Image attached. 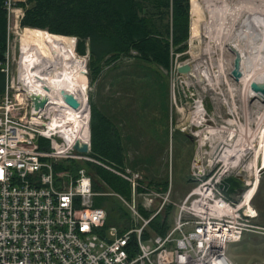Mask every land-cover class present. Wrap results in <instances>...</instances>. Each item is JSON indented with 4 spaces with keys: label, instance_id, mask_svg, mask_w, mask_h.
<instances>
[{
    "label": "built area",
    "instance_id": "obj_1",
    "mask_svg": "<svg viewBox=\"0 0 264 264\" xmlns=\"http://www.w3.org/2000/svg\"><path fill=\"white\" fill-rule=\"evenodd\" d=\"M14 3L6 0L4 7L8 20L13 13L19 24L22 10ZM74 51L78 55L75 45ZM179 59L176 54L166 70L174 81L189 75L178 74V67L188 64L193 69L191 62ZM25 61L21 46L18 54L12 50L7 33L0 61L4 75L0 94V264H234L228 255L229 244L240 241L244 233L264 232L254 222L258 214L251 206L257 190L254 180L264 166L251 167L249 177L243 129L228 130L233 124L231 114L217 125L199 97L193 100L188 121L180 128L195 138L192 188L173 204L170 188L160 192L139 183L137 173L118 174L131 184L134 198L143 196L145 209L153 199L159 200L144 218L134 198L129 203L116 195L140 224L121 234L116 227L101 234L106 211L93 205L97 193L90 176L81 167L75 176L56 170L60 160L92 159L76 152L75 140L67 139L61 130L67 105L63 96L55 101L48 94L41 95L46 98L44 107L34 108L28 87L32 67L26 68ZM202 132L204 138L197 139ZM234 135L237 138L232 143ZM208 161L212 164L207 168ZM230 175L244 179L240 194L230 196L220 188V182ZM137 187L143 192L136 193ZM167 205L175 207L173 223L165 234L145 238L143 231L149 221Z\"/></svg>",
    "mask_w": 264,
    "mask_h": 264
},
{
    "label": "trees",
    "instance_id": "obj_2",
    "mask_svg": "<svg viewBox=\"0 0 264 264\" xmlns=\"http://www.w3.org/2000/svg\"><path fill=\"white\" fill-rule=\"evenodd\" d=\"M5 1L0 0V61L4 58L7 38ZM14 7L22 10L19 26L23 30L48 33L40 35L38 40L64 49L66 45L72 51V38H76V52L88 57L90 85L107 66L119 68L127 61L131 62L129 65L148 64L167 70L176 54L181 58L187 51L189 27L190 37L199 34L202 14L196 0H23L15 2ZM33 53L38 54L39 50ZM3 88L4 75L0 72V94ZM89 111L90 152L85 155L103 166L92 161L79 166L90 174L92 190L97 193L93 205L106 211L100 233L116 227L121 234L140 224L116 196L130 202L131 184L106 168L122 172L124 148L119 137L109 132L106 118L97 114L91 101ZM146 187L150 188L151 184ZM167 188L165 182L157 190L165 192ZM135 191L140 193L143 189L137 187ZM136 207L144 218L152 213L140 203ZM171 209V205L165 206L163 217L157 214L149 221L143 231L145 238L165 234L171 225ZM134 239L132 235V242Z\"/></svg>",
    "mask_w": 264,
    "mask_h": 264
},
{
    "label": "rangeland",
    "instance_id": "obj_3",
    "mask_svg": "<svg viewBox=\"0 0 264 264\" xmlns=\"http://www.w3.org/2000/svg\"><path fill=\"white\" fill-rule=\"evenodd\" d=\"M12 1L17 2L20 0ZM196 1L202 7L199 34L197 36H191L190 39H188V49L183 57L179 59L180 61L191 62L195 70L192 71V74L179 78L177 81H174L173 78L170 77L168 71H162L164 74L161 72L163 75H166L169 82V103L172 107V123L179 129L186 125L193 100L199 97L203 98L205 108L211 116H214L217 125H220L221 121L227 119L228 114H231L233 116V124L228 126V130L232 128L237 129V126L243 129V140L246 142V149L249 151L247 163L250 169L255 166L253 165L254 148L260 145V141L257 138L259 137L258 133L261 128L264 127V101L259 105L256 100L247 97V90L249 91V89H251V82L246 84L244 82L237 83L231 76L232 65L230 63L236 58V55L230 50L231 47L229 45L230 43L235 45L240 51L242 48H245L244 45L247 43H245V41H242V43L239 37H237V30L233 25V14L231 10L222 8L218 11L219 9L217 8L219 7H217L214 9V14H212V20H210L209 7H207L202 0ZM260 1L264 2V0ZM7 33L10 38L11 48L12 50L14 49L16 54H18L20 46L24 51L30 53L35 49L39 50L38 54L42 56L41 60L58 58L67 53H75L74 45L76 44V40L71 36L66 37L72 38V51L63 42L61 43L65 45L66 49L60 46H51V43H44L38 40L40 35L48 33L23 30V27H20L19 24H15L13 13L9 20L7 18ZM61 50L67 52H61ZM79 56L85 60V69L87 71V54ZM130 65L124 64L121 68L125 69V72L128 74L134 71L132 73L136 75H146L148 73L153 75L151 70L153 68L158 69L155 66L148 67L147 64H143V67L140 65L136 68ZM260 68L264 69V67H258L252 70L251 75L253 76L251 77H253V79L263 73V69ZM110 70L111 69L103 70L104 74L99 81L98 89L96 86L92 87L89 82L87 83L88 111L90 101L96 104H98L99 101H105L103 97L108 93L106 77L108 75L107 71ZM112 73L114 72L110 74L112 75ZM163 106L164 105H161L160 108ZM147 108L153 109L151 118H158L156 121L159 124H153L152 126L162 129L164 127L163 111H161V115L159 114L158 116L156 103L150 106L148 105ZM178 128H174L171 132L169 128H166V136L164 135V141L166 139L165 159L169 174H154L157 179L167 181V186L171 191L169 197L170 201H176L184 197L193 186L190 161L193 157L194 150H196L195 138H190L189 136L191 135L188 132L183 131V133L179 131ZM203 138L204 133H199L197 139L202 140ZM236 138L237 135H234L232 143ZM80 163L81 162L71 159L60 160L56 170L60 172L70 171L73 173L72 175L75 176V172L80 167ZM251 171L252 169L249 171V177L253 175L250 174ZM263 171L264 169H262V172ZM262 172L259 174L256 196H258V201L263 207V214H261L263 219L258 222L254 220V222L256 221L255 223L257 225L264 228V174H262ZM136 173L141 177L139 183L143 185L148 184L152 174H142L141 170ZM158 200L153 199V204L147 207V209L153 212L156 208L154 203L158 202ZM134 201L136 206L139 203L143 204L142 206H146L143 196H135ZM129 203H133V200L131 199ZM171 206L173 207V205ZM164 213V210L160 213L162 217ZM173 213L175 212L171 210L170 224L173 223ZM227 251L234 264H264V232L244 233L240 241L229 244Z\"/></svg>",
    "mask_w": 264,
    "mask_h": 264
},
{
    "label": "crops",
    "instance_id": "obj_4",
    "mask_svg": "<svg viewBox=\"0 0 264 264\" xmlns=\"http://www.w3.org/2000/svg\"><path fill=\"white\" fill-rule=\"evenodd\" d=\"M128 63L131 62L123 64ZM130 66L136 68L140 65L133 63ZM147 66L150 67L148 64ZM121 67H123V65L119 66V68H110L111 70L107 71L109 75L106 74L108 93L103 97V99L105 98V101H99L98 104L92 102L96 107L97 114L106 118L109 132H114V136L119 137L120 144L124 148V165L122 172L107 166L106 168L112 170L116 174H135L139 170H141L142 174H152L148 181V183L151 184L150 189H162V184L167 181L157 179L154 174H169L168 165L165 159L166 139L164 141V135L166 136V128H169L170 132L173 131L174 128H178L172 123V107L169 103V82L166 75H163L164 72H162L165 69L155 66L158 69H150L153 75L150 73L146 75H136L135 73H132L134 71L128 74L125 72V69ZM105 69H108V66ZM111 72L114 73L111 75ZM103 74L104 73L98 75L93 80L91 84L92 87L96 86L98 89L99 81ZM154 103L157 105L158 116L159 114L161 115V111H163L164 127L162 129L152 126L153 124H159L156 121L158 118H151L153 109L147 108L148 105L150 106ZM161 105L166 107L163 106L160 108ZM178 130L183 132L179 128ZM194 156L195 150L190 161L191 168ZM91 161L102 165L100 161L94 159ZM80 162L82 163L84 161ZM262 174H264V171ZM257 183L259 184V179ZM256 195L257 193L251 200V206L258 214V217L255 219L258 222L263 219L261 217V214H263V207L260 205L258 196ZM133 198L134 192L132 189L131 199L133 200ZM182 198L177 199L176 201L171 200V202L177 204ZM154 204L157 206V202ZM173 207L171 210L175 212V207Z\"/></svg>",
    "mask_w": 264,
    "mask_h": 264
},
{
    "label": "bare ground",
    "instance_id": "obj_5",
    "mask_svg": "<svg viewBox=\"0 0 264 264\" xmlns=\"http://www.w3.org/2000/svg\"><path fill=\"white\" fill-rule=\"evenodd\" d=\"M209 7V18L212 20L214 9L222 8L231 10L233 14V25L237 30V37L247 43L245 48L238 50L235 45L229 44L231 51L235 53L236 58L231 61L232 71H236L239 78L237 83L244 82H264L263 73L253 79L252 70L258 67H264V2L260 0H202ZM217 12V11H216ZM219 13V12H218ZM228 13V12H227ZM212 23V22H211ZM16 34V33H15ZM233 38V37H232ZM190 39V38H189ZM243 43V42H242ZM243 47V45H242ZM25 67L29 71L30 82L29 91L32 94L46 96L48 94L55 101L62 98V92L70 93L75 96L79 102L77 109L66 106L65 121L61 126L64 136L71 140L86 141L89 137V111L87 104V82L80 78L86 71L85 60L75 53H67L58 58L41 60L42 56L33 52L24 51ZM25 61V62H26ZM195 69H193L194 71ZM204 70V69H203ZM254 72V71H253ZM208 76V75H207ZM42 85V87H39ZM247 97L256 100L260 105L264 101L262 97L247 90ZM260 145L254 148L255 167L264 166V127L258 133ZM201 139V138H200ZM259 176L257 175L254 184L257 185Z\"/></svg>",
    "mask_w": 264,
    "mask_h": 264
},
{
    "label": "water",
    "instance_id": "obj_6",
    "mask_svg": "<svg viewBox=\"0 0 264 264\" xmlns=\"http://www.w3.org/2000/svg\"><path fill=\"white\" fill-rule=\"evenodd\" d=\"M189 16H190V10H189ZM191 18V16H190ZM190 25V23H189ZM75 40L76 38L73 37ZM189 38H190V27H189ZM192 67L188 64H184L180 67H178L177 72L178 74L184 76L187 74H192ZM239 75L236 71L231 72V76L237 80L239 78ZM80 78L84 79L87 83L89 82L88 75L86 72H84ZM250 88L253 92L258 93L262 99L264 100V82H252L250 85ZM63 99L67 105H69L73 109H77L79 107V102L76 100V98L67 92H62ZM30 99L33 102L34 108L37 110L39 108H43L46 103L45 97H40L38 94H31ZM191 138V136H189ZM73 149L82 154H88L90 152V142H84L81 140H75L73 144ZM211 161H208L207 168L211 165ZM245 186L244 179L242 176H227L220 182V188L224 193L227 195L233 196L240 194ZM261 264V263H257Z\"/></svg>",
    "mask_w": 264,
    "mask_h": 264
}]
</instances>
